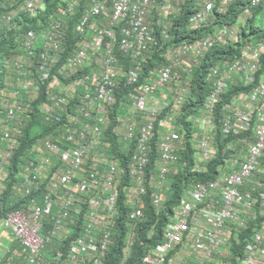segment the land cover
I'll return each instance as SVG.
<instances>
[{
    "label": "built area",
    "instance_id": "1",
    "mask_svg": "<svg viewBox=\"0 0 264 264\" xmlns=\"http://www.w3.org/2000/svg\"><path fill=\"white\" fill-rule=\"evenodd\" d=\"M232 1L196 0L188 26L196 28L208 23L214 8L224 12ZM43 2L0 0V34L8 29L18 13L34 12ZM260 3L264 15V0H251L244 14H249L251 8ZM80 6L74 30L83 37L78 47L61 60L66 40L64 23ZM159 9L160 36L164 41L169 40L170 20L180 9L178 0H66L50 15L44 27L29 29L19 38L26 52L14 57L13 69H10L12 79L1 90L0 193L8 177L5 164L18 147L26 117L32 110L26 101L31 93L29 86L39 84L28 75L25 65L34 62L39 80H45L53 71L58 74L49 82L47 98L38 107L44 122L58 123L63 130L60 142L51 141L49 134L31 147L18 172L21 183L17 184V190L27 198L29 194L35 196L34 200L28 202L25 210L9 213L3 220L7 228L0 230V236L9 233L11 239L20 242L21 248L16 254H24L29 264H44L41 250L54 237L67 239L66 231L72 233L83 212L80 235L73 239L65 257L60 258L63 252L59 248V260L55 263L103 264L115 226L119 185L127 176L129 183L124 187V202L129 208L127 216L132 229L129 240L132 241L134 228L144 216L146 167L156 123L163 131L157 142L158 164L152 176L159 183L165 182L174 171V164L180 163L178 151L182 134L177 113L172 108L179 110L184 103L187 85L177 82L173 69L183 66L190 70L192 56H201L206 49L225 39L236 40L237 25H222L216 33L172 46L168 51L169 62L154 70L152 82L148 79L137 90L128 92L132 101L130 113L132 116L142 114V121L136 134L135 122H126L122 137L128 143L134 141V147L129 160L123 164V159L111 155V144L104 135L105 124L109 123L107 106L115 101L121 69L113 44L119 30V49L131 60L126 71L127 83L138 82L141 54L154 43L149 18ZM91 53L96 55L93 64ZM263 53L264 39L249 41L239 56L224 59L208 72L211 88L203 112L194 118L200 132L195 145V167L214 156L216 102L221 100L229 84L234 83V74H242L245 85L254 83ZM75 75H79V91L76 80L72 79ZM59 76L69 80L64 81ZM171 81L177 82L172 89V107L159 117L160 112L149 109V98L155 92L163 96ZM75 95L79 96V102L73 105ZM220 128L225 136H237V142L246 145L245 153L231 157L230 167L223 168L215 179L188 186L174 207L172 218L164 225L161 239L149 246L140 264H264V193L258 191L262 182L254 178L261 171L264 151V73L247 92L236 93L226 104ZM242 132L245 134L240 135ZM233 144L230 142L227 148H233ZM153 183L150 181V198L154 206L160 208L165 200L164 190ZM259 200L262 201L257 205ZM258 213L263 220L258 219ZM46 215L51 217L48 225L43 220ZM253 220L257 225L246 239L244 250L229 260L231 242L238 236L240 227H246Z\"/></svg>",
    "mask_w": 264,
    "mask_h": 264
},
{
    "label": "trees",
    "instance_id": "2",
    "mask_svg": "<svg viewBox=\"0 0 264 264\" xmlns=\"http://www.w3.org/2000/svg\"><path fill=\"white\" fill-rule=\"evenodd\" d=\"M44 1L45 7L42 10L36 13L21 11L14 17L10 27L0 34V113L3 112L1 107V90L5 87L6 81H11L12 79L10 69H13L14 57L17 54H24L26 52L22 42H19V38L29 29L38 30L44 27L50 15L66 2V0ZM250 1L251 0H233L224 12H219L214 8L208 23L200 27L192 28L188 26V18L195 10L196 0H182L179 4L180 9L177 15L170 20L169 32L171 38L165 41L160 36V26L159 24L157 25V11L154 14L156 17H154L155 22L152 24V27L156 44L151 47V51L148 54L146 53L142 59V70L139 81L130 85L127 83L126 77L121 75L115 90V101L107 106L109 123L105 124L104 135L111 144V155L123 159V164H126L129 160L134 147V141L128 143L117 133V131H119V128H117L119 123L118 116L120 117V114L123 112L124 102L128 97V92L130 90H137L140 83L148 81V79H151L149 82H152L151 76L154 75L152 73L155 68L167 62L165 58L167 49L183 42H191L202 38L208 33H213L215 29H219L222 25H237V39H225L224 42H219L209 47L194 61L190 70L185 69L183 66L175 69L178 73L177 79L180 81L184 79L187 83L185 101L180 107L179 115L177 116V124L182 134L180 142L181 148L178 151L181 166L177 169L174 168L170 176L169 190L163 205L160 208L155 207L150 198L152 193L150 181H152V177H154L152 175L158 164L157 142L162 135L160 125L156 123L154 127V136L151 140L150 159L146 167L147 178L143 205L144 216L138 221L134 228L132 241L129 240L132 229L127 216L129 208L124 202V187L129 183V177L127 176L119 185L115 226L110 239L111 243L109 250L105 255L103 264H140L141 258L149 246L161 239L164 225L170 220L174 213V207L184 196L188 186L195 181L208 182L215 179L221 171H224L223 168L226 167L225 164H228L230 158L236 155V153H234L235 150L233 148H227V145L232 141L234 142L237 136L232 134L225 136L221 133V119L225 111V106L227 103L231 102L232 97L238 92H247L257 83L261 74L264 73V53L260 57V68L255 75L254 83L246 85L243 81L230 83L228 90L223 94L221 100L216 102L213 114L214 138L212 144L214 146V156L210 160H207L204 165L200 164V168L195 167L197 159L196 146L193 141L195 131L194 118L200 115L204 110L205 100L211 88V80L207 78V74L211 68L221 63L224 59H231L239 56L247 42L264 39V23H259L257 20L260 16L264 17L261 12V3L251 8L249 14H244V9L250 4ZM81 9L82 6H80L73 15L68 16L64 23L66 40L63 45L64 51L61 60L78 47L79 41H81L83 37L82 34L74 30V23L79 17ZM102 23L106 24V21L103 20ZM116 54L120 63L125 68L124 70H126L129 65V57L118 50ZM33 63L31 65H25V68L29 73L28 75H31L33 79H37L39 84L31 83L29 86L31 93L26 96V101L30 103L32 110L26 117V125L23 128L24 134L18 139V147L13 151L12 158L9 162L5 164L8 170V177L5 188L3 192L0 193V220L6 212L22 209L28 202L34 200L33 198L35 196L31 197V194H29L30 198L17 196V191L14 188L21 180V176L18 172L20 166L28 157L31 147L49 134L52 135L50 138L51 141L60 142L59 135L63 134L62 126L58 125V123L44 122L38 107L39 104L44 102L47 98L46 92L49 82L58 74H55L56 72L53 71L45 80H39L40 78L36 75ZM78 76L79 75H75L72 79L76 80V86H78L77 88L79 91L81 86L77 81ZM59 77L64 81L69 80V78L64 76ZM78 102L79 96L75 95L72 103L75 105ZM167 109H162L159 117L162 116ZM126 115H131L130 107H127ZM134 116L136 120L142 121L141 114H135ZM137 131L138 128L136 132ZM136 132L134 133L136 134ZM244 134L245 133L242 132L240 135ZM261 163V171L258 172L254 178L262 182L258 191L264 193V151ZM261 201L262 200H259L257 205H259ZM83 216L84 212L79 214L75 224L76 228L67 239L64 240L67 241V243H62V240L54 237L52 242L46 244L41 250V253L48 260L46 264H57L55 260H59L57 259L58 248H61L60 250L63 252L60 258L67 255L72 240L80 234V230L83 227ZM48 218L50 219L51 217L49 215L43 217L46 225H48ZM258 219L263 220V216L259 213ZM256 225L257 221L253 220L250 221L246 227H240L238 236L233 239L229 247V260L235 259L242 253L246 246V239ZM130 241L131 243H129ZM10 247H13V252L20 249L18 242L11 243ZM7 256H10V252H7ZM13 256L15 257V264H29L24 254H15Z\"/></svg>",
    "mask_w": 264,
    "mask_h": 264
},
{
    "label": "rangeland",
    "instance_id": "3",
    "mask_svg": "<svg viewBox=\"0 0 264 264\" xmlns=\"http://www.w3.org/2000/svg\"><path fill=\"white\" fill-rule=\"evenodd\" d=\"M179 1V4L182 0H178ZM45 7V1L41 4V6L39 8H37L34 13L42 10L43 8ZM157 9V8H156ZM157 11V15H158V18L157 20L160 19V11L161 9L159 10H156ZM156 11L153 13V15L149 18V24H153L155 22L154 20V14L156 13ZM258 22L259 23H264V17L263 16H260L258 17ZM219 29H215V33L218 31ZM91 37V36H90ZM95 56V54H93V57ZM193 58V61H195L197 58ZM123 69H125L123 67ZM122 76H125V70L122 71ZM239 81H243V75L242 74H234V83H238ZM182 82H185V80H181V83ZM174 87V82H170L166 89L164 90L163 92V96L162 94H160L159 92H155L152 94V96L149 98V102H148V106H149V109L155 113H158L160 112L162 109H167V108H170L172 107V99H173V94H172V89ZM130 104H131V101L129 100V98L127 97L126 101L124 102V109H123V112L120 114L122 118H124L126 116V110H127V107L129 108L130 107ZM167 106V107H165ZM173 111H175L177 113V116L179 115V110H176L174 108H172ZM198 116V115H197ZM195 123V131H194V144L196 145L198 143V140H199V137H200V132L199 130L197 129V124L196 122ZM139 126V121L138 119L136 120V125H135V132L137 130ZM119 127V131H117V133L119 134V136L121 137V133L124 131V128L123 126L121 125V123H119L118 125ZM160 131L162 132L163 131V127L160 126ZM233 149L235 150L234 153H236V156H239L241 157V154L245 153V150H246V145L245 144H242L240 142H237V140L234 141V144H233ZM231 165V160L228 161V164H227V167ZM181 164H174V168H178L180 167ZM172 172L169 173V175L167 176V179L165 182H157L156 178L155 177H152V180H153V184L157 183L159 185H161L163 187V197L166 198L167 197V193H168V190H169V179H170V176H171ZM164 203V201H163ZM172 218V217H171ZM174 218V217H173Z\"/></svg>",
    "mask_w": 264,
    "mask_h": 264
},
{
    "label": "clouds",
    "instance_id": "4",
    "mask_svg": "<svg viewBox=\"0 0 264 264\" xmlns=\"http://www.w3.org/2000/svg\"><path fill=\"white\" fill-rule=\"evenodd\" d=\"M34 13V12H33ZM11 25V24H10ZM150 25V27H151V29H152V32H153V27H152V24L150 23L149 24ZM157 25H158V20H157ZM10 27V26H9ZM8 27V28H9ZM153 35H154V33H153ZM88 37H90V36H88ZM119 39V31H117V39H116V42L113 44V52H114V54L116 55V57H117V54H116V51L118 50V51H120V52H122L120 49H119V46H118V42H117V40ZM156 44V40H155V35H154V43L149 47V49L146 51V52H143L142 54H141V62H142V59H143V57H144V55L147 53H149L150 51H151V47L153 46V45H155ZM117 49V50H116ZM170 50V48H168L167 49V51L165 52V58H166V63H168L169 62V58H168V56H169V54H168V51ZM122 53H124V52H122ZM93 54L94 53H91V56H92V64L93 63H95V61H96V55L93 57ZM124 54H126V53H124ZM127 55V54H126ZM128 56V55H127ZM129 57V56H128ZM199 57V56H198ZM198 57H194V58H198ZM117 59H118V62H119V64H120V76L122 75V71L124 70L123 69V65L120 63V60H119V58L117 57ZM191 60H192V65L194 64V61H193V58H191ZM166 63H163V64H161V65H159V66H157L155 69H157L158 67H160V66H162V65H164V64H166ZM131 65V60H130V58H129V65H128V67H127V69L129 68V66ZM178 67H182V66H178ZM177 67H175L174 69H173V72L177 75L178 73L176 72V69ZM86 69V68H85ZM127 69L125 70V77H126V71H127ZM120 76H119V78H120ZM127 80V79H126ZM9 81H6V83H5V87L9 84L8 83ZM171 82H174V81H171ZM177 82H181L180 80H177ZM177 82H174V86L177 84ZM118 83H119V81H118ZM137 83V82H136ZM182 83H185L186 85H187V83L186 82H182ZM135 84V83H134ZM141 84V83H140ZM130 85H133V84H130ZM4 88V87H3ZM116 94V93H115ZM131 101V100H130ZM131 103H132V101H131ZM131 105V104H130ZM149 107V106H148ZM169 109V108H168ZM168 109H167V111H168ZM160 113H161V111H160ZM159 113V114H160ZM142 115V114H141ZM108 120H109V117H108ZM128 120H133L134 122H135V125H136V119H135V116L133 115H126L124 118H122L121 116L119 117L118 116V121H119V123H121V125L123 126V128H124V131H125V126H126V122L128 121ZM139 121V120H138ZM119 123H118V125H119ZM140 124H141V121H139V126H140ZM139 126H138V128H139ZM117 128H119L118 126H117ZM123 131V132H124ZM123 132L120 134L121 135V138L123 139V137H122V134H123ZM134 132H135V126H134ZM204 165V164H203ZM226 165V167L225 168H227V164H225ZM201 167V166H200ZM200 167H198V168H200ZM230 167V165L228 166V168ZM7 180V179H6ZM195 182H197V181H195ZM5 184H4V187H3V189H2V192H3V190H4V188H5V185H6V181L4 182ZM194 183V182H193ZM20 183L18 182V185H19ZM15 190L17 191V196H20V197H23V198H27L28 196L27 195H25L24 193H22V192H19L18 190H17V185H15ZM0 204H1V202H0ZM23 207V206H22ZM26 207H27V205L24 207V208H22V209H16V210H12V211H8V212H6L4 215H3V217L1 218V220H0V230H5L7 227H5V225H4V222H3V220L5 219V217L9 214V213H11V212H16V211H22V210H25L26 209ZM76 227V226H75ZM74 230V229H73ZM7 232H8V230H7ZM66 233L68 234V236L71 234V231L69 232V231H66ZM6 235L5 236H0V264H15V257L13 256V255H15L16 254V251L17 250H15L14 252H13V247H10V245H11V243H15V242H18V244H19V246H20V242L18 241V240H16V239H11V237H10V235H9V233H5ZM80 235V234H79ZM78 235V236H79ZM77 237V236H76ZM73 241V240H72ZM62 243H67V241H63ZM46 246V245H45ZM21 248V247H20ZM59 249V248H58ZM7 252H10V256H7ZM44 256V255H43ZM44 258H45V262H44V264H46V262L48 261L47 259H46V257L44 256ZM9 262V263H8Z\"/></svg>",
    "mask_w": 264,
    "mask_h": 264
},
{
    "label": "bare ground",
    "instance_id": "5",
    "mask_svg": "<svg viewBox=\"0 0 264 264\" xmlns=\"http://www.w3.org/2000/svg\"><path fill=\"white\" fill-rule=\"evenodd\" d=\"M16 52V51H15ZM247 88V87H246ZM252 225V224H251ZM244 246V245H243Z\"/></svg>",
    "mask_w": 264,
    "mask_h": 264
}]
</instances>
